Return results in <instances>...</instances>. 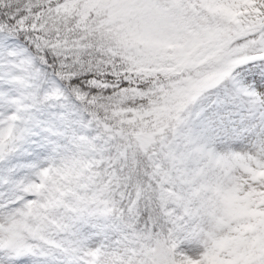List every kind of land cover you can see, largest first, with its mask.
<instances>
[{
	"label": "snow or ice",
	"instance_id": "obj_1",
	"mask_svg": "<svg viewBox=\"0 0 264 264\" xmlns=\"http://www.w3.org/2000/svg\"><path fill=\"white\" fill-rule=\"evenodd\" d=\"M0 264H264V0H0Z\"/></svg>",
	"mask_w": 264,
	"mask_h": 264
}]
</instances>
